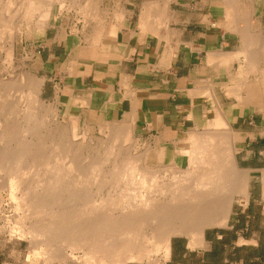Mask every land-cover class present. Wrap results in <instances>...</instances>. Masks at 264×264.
I'll use <instances>...</instances> for the list:
<instances>
[{"label":"bare ground","instance_id":"bare-ground-1","mask_svg":"<svg viewBox=\"0 0 264 264\" xmlns=\"http://www.w3.org/2000/svg\"><path fill=\"white\" fill-rule=\"evenodd\" d=\"M97 2L0 0L5 61L11 63L13 44L23 28L29 35L45 29L54 5L61 11L77 6L79 13L92 16ZM243 55L250 63L245 61L242 82L228 87L229 96H234V108L254 105L264 111V101L252 98L258 82L249 78L259 69L248 50ZM13 78H0V232L11 223L10 236L26 239L32 256L43 264L78 259L80 264H165L173 236L185 235L189 248L199 247L205 228L225 226L233 205L248 200L250 170L237 166L234 142L239 139L220 106L204 128L190 131L188 148L182 152L186 168L175 163L153 166L148 150L134 153L138 143L130 124L100 125L106 135L101 139L88 133V125L78 134L73 117H67L59 130L57 111L40 98L42 79L29 74ZM162 172L167 174L161 176ZM260 180L264 194V169ZM4 192L13 209L11 217L1 214ZM78 252L82 257L75 256Z\"/></svg>","mask_w":264,"mask_h":264},{"label":"crops","instance_id":"crops-1","mask_svg":"<svg viewBox=\"0 0 264 264\" xmlns=\"http://www.w3.org/2000/svg\"><path fill=\"white\" fill-rule=\"evenodd\" d=\"M26 41L33 67L63 116L88 126L130 124L155 166L182 168L190 131L204 128L216 106L243 134L242 149L264 142V123L256 119L264 121V111L234 108L229 96V88L243 80L248 50L259 69L249 76L258 82L252 98L264 101V0H98L92 16L54 12L45 29ZM206 91L210 97L202 96ZM246 118L248 126L240 128Z\"/></svg>","mask_w":264,"mask_h":264},{"label":"rangeland","instance_id":"rangeland-1","mask_svg":"<svg viewBox=\"0 0 264 264\" xmlns=\"http://www.w3.org/2000/svg\"><path fill=\"white\" fill-rule=\"evenodd\" d=\"M59 10V6L54 5L53 13L59 12ZM62 11L74 14L78 12L77 6L71 8L65 6ZM62 11L60 10V12ZM32 31L34 32V29ZM39 32L37 31L33 35H38ZM29 36L31 35L27 34L26 29L23 28L20 37H17L13 44V56L9 65L5 61L4 51L0 48V78L5 79L10 76L13 78L15 76L16 79L20 75L29 74V76L36 79H42L43 84L40 98L45 105L55 108L57 111V127H59V130H62L64 125H66L67 117L63 116L57 109L56 103L52 99V92L47 87L45 77L40 75L33 67L31 56L28 53L29 46L26 41ZM256 119L260 125H263L264 121L262 117H256ZM249 122V118H246V121L240 128L247 127ZM80 124L78 123L77 126L78 134L84 132L83 127L86 125ZM89 128L91 133L90 131L88 133L91 136L93 135L92 137L94 138L101 139L106 136L105 133L99 130V126H89ZM241 136L243 137L242 139ZM236 138L239 139L234 142L237 166L240 169L250 170L248 200L233 205L225 226L205 228L204 241L199 247L189 248L188 238L185 235L173 236L171 238L170 258L164 262L165 264H253V262L255 264H264V260L254 256L255 250L261 251L264 249V194L260 172H258L259 167H264V163H262L264 162V142L254 149H242L239 145L244 139L243 134L239 135L236 133ZM187 148L188 142L186 143ZM139 150L141 149L137 145L134 153L139 152ZM90 156L93 155L91 154ZM90 156H86L88 160L91 159ZM187 164L188 160L182 169L186 168ZM165 174L167 173H160L161 176ZM8 201L7 192H4L1 214L11 217L13 209H11L12 207ZM1 224L3 223L0 222ZM9 225H5L4 233L0 232V264H43L44 262L41 259H36L32 256V247L26 239L10 236V233H8V229H10ZM75 256L82 257V253L78 252ZM254 257L257 258V261H253ZM68 264H80V260L78 259L77 263L68 262Z\"/></svg>","mask_w":264,"mask_h":264},{"label":"trees","instance_id":"trees-1","mask_svg":"<svg viewBox=\"0 0 264 264\" xmlns=\"http://www.w3.org/2000/svg\"><path fill=\"white\" fill-rule=\"evenodd\" d=\"M254 256L260 258L261 260H264V249L261 251L255 250Z\"/></svg>","mask_w":264,"mask_h":264}]
</instances>
